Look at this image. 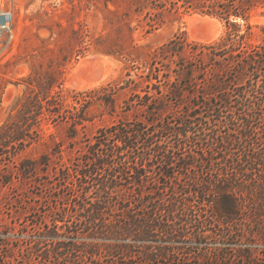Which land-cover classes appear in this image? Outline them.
<instances>
[{"label": "rangeland", "instance_id": "obj_1", "mask_svg": "<svg viewBox=\"0 0 264 264\" xmlns=\"http://www.w3.org/2000/svg\"><path fill=\"white\" fill-rule=\"evenodd\" d=\"M0 8L13 11L15 29L13 43L0 46V126L14 119L22 110L30 90L27 86L30 79L39 83L51 78L62 81L51 87L54 101L44 102L42 109L35 110L42 111L36 140L16 156L13 154L15 144L8 140H2L0 144L1 262L9 256L16 264H92V261L97 264H264V225H259L258 218L254 216L253 195L246 197L237 219L227 223L218 196L213 192L208 194L216 184L222 185L218 184L221 172L234 173L236 164L226 159L229 151L235 156L242 151L251 153L264 142L263 100L255 99V108H248L246 99L236 98L241 89L230 83L231 99L228 103L216 100V108L202 106L191 112L185 101L192 99L193 95L187 94L183 104L158 98L157 86L143 82L141 77L150 70L153 50L177 32L185 33L190 40L221 41L228 31L223 19L214 16L220 20L223 32L216 40H207L211 37L206 16L212 15L184 7L172 11L167 9L161 24L150 32H147L149 25L144 18L145 13L137 14L131 0H0ZM237 20L245 29L244 20ZM250 22L254 25L253 33L247 41L255 44L263 35L264 7L254 10ZM129 52L136 55L138 61L134 63L128 59ZM103 55L115 63V76L100 87H74L71 78L78 63L87 56L90 59ZM76 77L80 76L76 74ZM79 79L82 81L81 77ZM130 80H135L137 85ZM151 81L156 83V78ZM210 84L207 82L205 85ZM160 87L166 88L165 85ZM146 90L154 94L149 100L152 102L147 104L140 97ZM58 114L65 118L54 120L52 116ZM81 116L86 119L74 128L72 118L81 121ZM244 119L253 125L252 130H248L253 142L244 137L236 141L233 129L241 127ZM182 121L191 123V132L196 131L197 134L193 133L195 138L186 140L180 144L179 150H175V133L164 127L178 125ZM119 122L141 123L146 134L155 132L162 150H158V146H149L143 136L130 148L101 146L96 150L90 149V143L102 127ZM204 131L210 141L199 140ZM225 135L232 138L230 143L224 141ZM8 138L6 135L5 139ZM167 151L186 155L193 166L181 172L167 168L174 172L173 178L155 173L152 181L157 179L161 186L172 182L178 198L199 185L208 189L202 200L214 199L213 205L194 196L192 201L181 199L185 204L178 207L188 216L190 229L198 228L204 234L196 236L195 229H191L185 236H91L81 230H60L61 240L78 243L81 248L84 246V251L73 250L66 256L67 260L64 257L57 260L53 255L48 257L37 252V245L42 249L54 246L44 225L61 223L58 219L62 217L75 220L77 212L70 205L96 195L94 187L87 193L81 187L76 175L79 168L91 164L98 155L113 153L123 155L122 160L126 159V162L143 156L146 157L144 163L163 169L162 156ZM23 159L40 160L33 175L17 174ZM68 172L70 176H67ZM4 179L11 180L5 184ZM131 186L128 196L133 201L136 191L141 189L134 184ZM167 192L171 190L165 191L166 197ZM243 192L246 193L247 189ZM261 198L264 209V194ZM136 203L142 207L140 211L152 206L148 201ZM196 217L202 221L197 222ZM124 243L132 245L128 254L116 250ZM158 244L170 246V255L146 257L145 249ZM91 247L96 249L95 260L87 252Z\"/></svg>", "mask_w": 264, "mask_h": 264}, {"label": "trees", "instance_id": "obj_2", "mask_svg": "<svg viewBox=\"0 0 264 264\" xmlns=\"http://www.w3.org/2000/svg\"><path fill=\"white\" fill-rule=\"evenodd\" d=\"M133 10L139 14H144L147 19L149 29L147 32L157 28L162 20L163 13L168 9L172 11L179 7L186 9H194L204 14L217 16L223 19L227 25L228 31L226 36L219 42H200L190 40L185 33H175L169 40L157 46L150 60V70L147 74L141 75L143 82H150L152 86L156 85L158 98L171 99L178 104H183L187 94L194 97L189 101L188 108L191 112L197 111L202 106H213L216 108V100L222 103H228L231 99L230 83L241 89V93L236 98H244L248 101V108H255V99L263 100L264 106V25H261L262 38L258 43H250L247 39L252 35L253 24L250 18L254 10L258 7H264V0H131ZM244 20L245 29L237 20ZM136 45V44H135ZM137 47V45L135 46ZM127 58L132 62L138 61L136 55L131 52L127 53ZM156 72L155 76L153 75ZM152 78H156L153 83ZM29 80V79H28ZM135 82V80H130ZM142 82V81H140ZM210 82V85H205ZM55 83H62L58 79H47L43 83L30 79L28 81V95L25 97L23 108L20 113L12 120H7L0 126V144L2 140H8L9 143L15 144L14 156L19 154L24 148L31 145L39 135V123L42 120L40 114L44 102H53L55 95L51 93V87ZM178 84L176 86L172 84ZM137 85V82H135ZM165 85L166 88H161ZM175 87V88H174ZM154 94L146 93L140 95L145 99V104L152 102ZM196 95V97H195ZM88 102V101H86ZM261 106V108H264ZM159 108V107H158ZM65 118L62 114L52 116L56 118ZM72 118V117H71ZM86 117L81 116L80 120L72 118V126L76 128L77 124H82ZM241 127H236V141L241 138L248 139L253 142L251 134L248 130H252L253 125L248 119L243 120ZM141 123H115L110 126L102 127L95 139L90 143V149L96 150L101 146H107L108 149L127 146L134 147L141 136L148 142L149 146H158V150L162 147L161 143L156 139L155 132L147 133L144 131ZM192 125L185 121L178 122V125H167L164 129L175 133L177 148L186 140H191L193 133ZM212 129L209 127V130ZM205 130V129H204ZM6 135L9 136L8 139ZM208 134L205 133L199 140L210 141ZM200 136V135H198ZM215 139V137H213ZM224 141L230 143L232 138L225 135ZM13 147V145L11 146ZM251 153L241 152L234 155L231 151L228 154L229 161L234 166V173L221 172L218 177L220 181L215 185V189L208 192V189L199 185L182 197L178 198L174 184L172 182L167 186L159 185L161 182L157 179L152 181L154 174L164 175L171 179L174 172H170L167 168H173L178 171L189 169L193 163L188 162L186 155L176 154V151H167L163 154V169L153 167L152 164L143 162V156L129 159L126 162L123 155L106 154L95 157L91 164L82 166L76 172L77 179L81 181V187L87 193L91 187H94L96 195L91 198L76 200L70 206H73L77 212V218L70 221L66 217L58 220L61 223H53V225H44V230L48 234V238L52 239L54 246L52 249H42L36 246L40 255L45 254L48 257L53 255L55 259L60 258L67 260L66 256L74 251H84L78 243L64 241L60 239L61 231H83L91 236H115V235H135L140 237H148L151 235H179L185 236L191 229L196 232V236H201L204 231L198 228H191L188 225L189 218L184 211H179L178 207L185 204L181 199L192 201L194 196L199 201L213 205L214 199L202 197L208 192L217 195L222 204V213L227 223L234 222L240 212L243 202L246 201L248 195H253L255 205L254 216L258 218V224L264 225L262 208V198L264 194V142ZM45 159L46 157H42ZM40 160L23 159L18 166L17 174L25 177L33 175L34 169L37 168ZM129 163V164H128ZM174 166V167H173ZM175 171V170H174ZM71 173L68 172L67 176ZM67 177L65 176V179ZM11 179H4L3 183L7 184ZM132 184L141 191H136L134 200L128 196ZM244 189L247 192L244 193ZM167 197L165 196V191ZM204 194V195H203ZM151 202L145 210L140 211L136 202ZM183 202V203H182ZM261 203V204H260ZM139 208V209H138ZM249 213L252 210L248 211ZM178 218V219H177ZM179 220V221H178ZM197 222L202 221L199 217L195 219ZM262 221V223H261ZM187 224V226H185ZM198 224V223H197ZM264 228V226H263ZM93 246V245H92ZM96 246V245H95ZM119 252H131L132 245L129 243L122 244L118 249ZM92 260L97 255L96 249L93 247L87 250ZM171 248L168 245H155L145 249L146 257L153 258L158 255H170ZM64 257V258H63ZM45 264V262H43ZM0 264H16L9 258L4 259ZM33 264V263H25ZM92 264L97 262L92 261Z\"/></svg>", "mask_w": 264, "mask_h": 264}, {"label": "bare ground", "instance_id": "obj_3", "mask_svg": "<svg viewBox=\"0 0 264 264\" xmlns=\"http://www.w3.org/2000/svg\"><path fill=\"white\" fill-rule=\"evenodd\" d=\"M206 19L208 22H210L211 20L217 21L215 18L213 19L210 16H206ZM222 29H221L220 35H217L218 37L217 36L214 38L208 37L207 40H216L217 38H219L223 32ZM88 57L89 56L83 58L78 63V65L75 67V69L72 73L71 84L78 89H92V88L100 87V86L106 84L109 80H111L115 76V73H116L115 63L113 61H111L109 58H106L103 61L98 60V61L92 62L88 66V68L86 69L87 81H85V82L80 81V79H79L80 77L77 78L76 74L82 68V65L86 62ZM102 57H104V55Z\"/></svg>", "mask_w": 264, "mask_h": 264}, {"label": "built area", "instance_id": "obj_4", "mask_svg": "<svg viewBox=\"0 0 264 264\" xmlns=\"http://www.w3.org/2000/svg\"><path fill=\"white\" fill-rule=\"evenodd\" d=\"M4 15V22L0 20V46L11 44L15 40L14 13L10 9L0 8V16Z\"/></svg>", "mask_w": 264, "mask_h": 264}, {"label": "water", "instance_id": "obj_5", "mask_svg": "<svg viewBox=\"0 0 264 264\" xmlns=\"http://www.w3.org/2000/svg\"><path fill=\"white\" fill-rule=\"evenodd\" d=\"M211 17L213 19L215 18L217 21H215V20L210 21L208 34L210 37H216L221 32L222 24L220 23V20L217 17H214V16H211ZM0 20H1V22H4V20H5L4 15L0 16ZM106 58H108V57L107 56L106 57H93V58L87 59L86 62L82 65V68L78 71V73H77L78 76L81 77L82 81H84V82L87 81L86 69L88 68V66L94 61H98V60L103 61Z\"/></svg>", "mask_w": 264, "mask_h": 264}]
</instances>
